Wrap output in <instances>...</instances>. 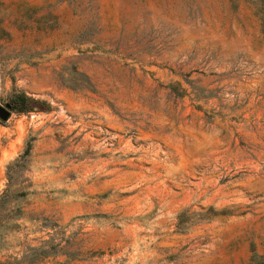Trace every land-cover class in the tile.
I'll list each match as a JSON object with an SVG mask.
<instances>
[{"label":"rangeland","instance_id":"obj_1","mask_svg":"<svg viewBox=\"0 0 264 264\" xmlns=\"http://www.w3.org/2000/svg\"><path fill=\"white\" fill-rule=\"evenodd\" d=\"M262 18L0 0V260L264 264ZM28 247L47 253L13 262Z\"/></svg>","mask_w":264,"mask_h":264},{"label":"trees","instance_id":"obj_2","mask_svg":"<svg viewBox=\"0 0 264 264\" xmlns=\"http://www.w3.org/2000/svg\"><path fill=\"white\" fill-rule=\"evenodd\" d=\"M260 8H261V6H260ZM262 19H264V18H262ZM4 195H5V190L2 194H0V204L4 198ZM7 214H8V211L3 213V215H7ZM46 253L47 252L43 247H28L27 251L24 252L20 258H13V262H18V261L19 262L20 261L21 262H23V261L33 262L36 257H38L40 255L41 256L45 255ZM251 262L253 263V258H250V264H251ZM254 263H255V260H254ZM0 264H7V261L0 260Z\"/></svg>","mask_w":264,"mask_h":264},{"label":"water","instance_id":"obj_3","mask_svg":"<svg viewBox=\"0 0 264 264\" xmlns=\"http://www.w3.org/2000/svg\"><path fill=\"white\" fill-rule=\"evenodd\" d=\"M6 107H8V104H5ZM8 115V110L4 108L3 106H0V118L5 119Z\"/></svg>","mask_w":264,"mask_h":264},{"label":"flooded vegetation","instance_id":"obj_4","mask_svg":"<svg viewBox=\"0 0 264 264\" xmlns=\"http://www.w3.org/2000/svg\"><path fill=\"white\" fill-rule=\"evenodd\" d=\"M3 107L6 108V110H7V108H8V107H6V106H3Z\"/></svg>","mask_w":264,"mask_h":264}]
</instances>
